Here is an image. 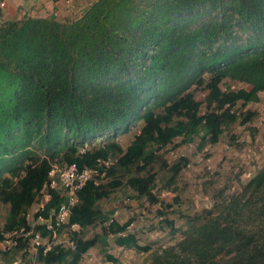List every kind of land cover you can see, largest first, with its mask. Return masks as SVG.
Listing matches in <instances>:
<instances>
[{"label": "trees", "instance_id": "16d2710c", "mask_svg": "<svg viewBox=\"0 0 264 264\" xmlns=\"http://www.w3.org/2000/svg\"><path fill=\"white\" fill-rule=\"evenodd\" d=\"M224 79L252 89L224 91ZM199 89L207 92L204 114L195 96ZM260 93L264 0H97L72 19L2 22L0 202L9 206V216L0 244L14 230H31L28 211L44 189L51 199L35 219L49 220L66 203L50 187L55 164L98 168L110 182L89 181L78 191L66 226L80 228L70 233L75 248L58 246L46 255L41 250L37 257L41 264H81L102 240L85 239L83 231L109 220L100 201L126 185L138 198L158 204L152 167L162 160L161 152L179 138L193 143L201 133L217 144L226 128L253 120L255 113L234 108L258 103ZM136 121L144 125L126 150L112 141L79 153L92 138L116 135ZM111 157L117 159L108 169L98 167ZM187 164L181 158L171 167L172 181ZM245 189L246 201L231 200L217 213L194 216L184 240L156 253L151 264H264V168ZM131 224L112 220L103 236H115L121 248L148 252L128 233ZM37 230L44 237L49 233L45 226ZM27 247L21 240L9 252L0 250V257L10 261L13 250Z\"/></svg>", "mask_w": 264, "mask_h": 264}, {"label": "rangeland", "instance_id": "374dc122", "mask_svg": "<svg viewBox=\"0 0 264 264\" xmlns=\"http://www.w3.org/2000/svg\"><path fill=\"white\" fill-rule=\"evenodd\" d=\"M221 87L224 91L252 89L250 85L230 79H224ZM206 93L203 89L195 91L196 99L204 103ZM234 110L238 114L250 111L255 113V117L246 124L238 122L226 128L220 141L215 145L203 140L204 133H201L193 143L184 144L182 138H179L161 152L162 160L152 167L157 175L153 193L159 201L158 204L153 205L146 198H138L126 185L113 190L109 198L99 202V207L109 220L99 221L83 231L85 239L100 236L102 240L83 257L81 264H151L156 253L175 247L184 240L186 234L193 228L192 224L195 222L191 219L194 216H204L205 211L211 209L217 213L231 200L244 202L249 198L250 195L246 194L245 188L264 168V93H260L258 103L239 102ZM201 112L203 114L207 112L205 103ZM143 125L142 121H136L127 130H121L116 135L113 133L98 135L86 143L85 148L96 150L114 141L126 150L140 133ZM79 153L83 154L84 149ZM181 158L187 159L188 164L172 181L170 169L180 162ZM116 159L111 157L108 165H113ZM55 165L57 168L64 166L62 163ZM106 177L101 180L102 183L110 182ZM54 179L57 180V177L52 178ZM46 194L47 188L28 211L30 218L37 214L42 204L46 203ZM8 216L9 206L0 202V231L5 228ZM112 220L120 224L131 221L128 233L134 234L139 244L148 247L149 251L121 248L116 245L115 236H103L104 228L108 227ZM256 222L259 223L257 219ZM255 225L259 224L253 223L254 229ZM260 229L263 228L259 227ZM67 236L71 238L69 234ZM8 243L4 241L0 244L2 252L10 251L7 250ZM12 253L14 256L10 261L2 260L0 257V263H27L28 258L23 255L24 251L13 250ZM106 253L117 262L108 260ZM226 259L228 257L219 261H227ZM35 264L41 263L36 259Z\"/></svg>", "mask_w": 264, "mask_h": 264}, {"label": "built area", "instance_id": "2783aa9c", "mask_svg": "<svg viewBox=\"0 0 264 264\" xmlns=\"http://www.w3.org/2000/svg\"><path fill=\"white\" fill-rule=\"evenodd\" d=\"M6 0H0V9L3 10L6 8ZM86 148L84 149V153L86 152ZM109 160H99L98 167L109 168L108 165ZM57 177V180H52L50 185L51 188L57 189L61 192V194L67 198L66 203H64L59 212L56 214L52 212L49 220L43 218L42 215L35 219L34 215L30 218V214H28L27 220L29 222V226L31 230L27 231L25 228L14 230L12 233L7 234L6 241L9 242V246H7V250H11L14 247H18L20 241L28 243V247L24 252L29 253L28 261L26 264H35V261L39 255V252L42 250L46 255L48 252L52 251L53 248L61 246L64 248H75V245L72 241V238H68V234L71 236V232L79 231L80 228L78 225H72L71 228H66L69 225V220L71 216V211L73 207L78 203V191L81 190L84 185L89 181H94L96 185L102 183L101 179L106 176V172L100 174V170L98 168L95 169H84L82 171L74 165H64L61 168H57L54 165L53 171L51 172V178ZM97 177H100V180H97ZM45 190V189H44ZM42 191V194L44 192ZM51 199V195L48 193L45 195V204H42L37 213H41L45 205ZM37 226H45L48 233L47 236H43L41 231H36ZM79 229V230H78ZM69 232H66V231ZM8 238L10 239L8 241ZM14 264H20L14 263Z\"/></svg>", "mask_w": 264, "mask_h": 264}, {"label": "crops", "instance_id": "0c3cea01", "mask_svg": "<svg viewBox=\"0 0 264 264\" xmlns=\"http://www.w3.org/2000/svg\"><path fill=\"white\" fill-rule=\"evenodd\" d=\"M97 0H6L0 10V24L4 21L32 18L72 19Z\"/></svg>", "mask_w": 264, "mask_h": 264}]
</instances>
